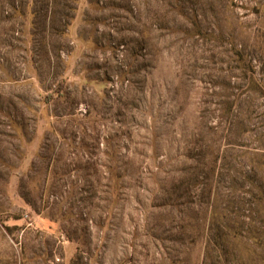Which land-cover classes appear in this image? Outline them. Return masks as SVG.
<instances>
[{
  "label": "rangeland",
  "instance_id": "obj_1",
  "mask_svg": "<svg viewBox=\"0 0 264 264\" xmlns=\"http://www.w3.org/2000/svg\"><path fill=\"white\" fill-rule=\"evenodd\" d=\"M0 264H264V0H0Z\"/></svg>",
  "mask_w": 264,
  "mask_h": 264
}]
</instances>
